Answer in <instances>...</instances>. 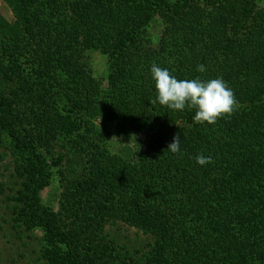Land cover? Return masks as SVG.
Here are the masks:
<instances>
[{
  "label": "trees",
  "instance_id": "16d2710c",
  "mask_svg": "<svg viewBox=\"0 0 264 264\" xmlns=\"http://www.w3.org/2000/svg\"><path fill=\"white\" fill-rule=\"evenodd\" d=\"M3 2L13 22L0 20V148L15 189L0 177V197L11 195L13 228L41 235L43 262L264 264V2ZM92 51L107 60L106 87L84 62ZM153 63L177 79L221 77L237 110L208 125L159 104ZM97 122L144 136L146 152L112 154ZM54 178L57 208L41 197ZM119 223L151 237L140 257L110 237Z\"/></svg>",
  "mask_w": 264,
  "mask_h": 264
},
{
  "label": "rangeland",
  "instance_id": "374dc122",
  "mask_svg": "<svg viewBox=\"0 0 264 264\" xmlns=\"http://www.w3.org/2000/svg\"><path fill=\"white\" fill-rule=\"evenodd\" d=\"M260 1L264 2V0ZM0 20L4 24H12L13 22L11 10L3 0H0ZM160 31L161 24L156 19L148 30V35L153 44ZM84 62L91 72L92 78L98 80L103 87H106V58L99 52L92 51L85 54ZM96 125L99 130L106 134L107 147L112 154L134 163L138 154L146 152L144 136L139 134L118 136L110 127L100 122H97ZM0 177L9 189H15L11 159L2 148H0ZM59 195L60 187L57 179L54 178L51 186L42 193V202L45 206L57 208ZM10 196L7 191L6 195L0 197V264H45L40 253H38L41 235L36 233L31 235L32 240H27L25 235H21L18 229L13 228ZM107 232L116 245L128 251L134 259L145 253L148 244L152 243L151 237L121 223L108 227ZM135 252H138V254Z\"/></svg>",
  "mask_w": 264,
  "mask_h": 264
},
{
  "label": "clouds",
  "instance_id": "9594fccd",
  "mask_svg": "<svg viewBox=\"0 0 264 264\" xmlns=\"http://www.w3.org/2000/svg\"><path fill=\"white\" fill-rule=\"evenodd\" d=\"M197 71L205 72V66L198 65ZM150 75L155 87V101L175 111L194 109L193 119L198 123L213 125L217 119L230 116L239 106L233 90L221 77L177 79L167 68L156 63L151 65ZM180 142L179 135L174 136L167 151L179 153ZM195 161L203 166L211 163V157L198 154Z\"/></svg>",
  "mask_w": 264,
  "mask_h": 264
}]
</instances>
